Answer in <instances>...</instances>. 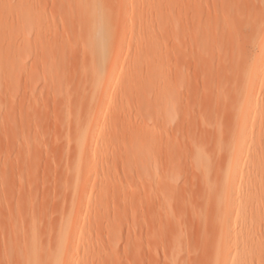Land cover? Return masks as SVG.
<instances>
[{"label": "bare ground", "instance_id": "bare-ground-1", "mask_svg": "<svg viewBox=\"0 0 264 264\" xmlns=\"http://www.w3.org/2000/svg\"><path fill=\"white\" fill-rule=\"evenodd\" d=\"M148 1L149 3L143 9L132 12L131 20L129 21L122 16L127 7L126 0H76L77 10L73 14H70L68 18L70 21L73 20L72 23H76L80 29L78 38V47L80 48L78 69H80L77 75L72 73L75 77H72L74 79L72 83L76 79L74 85L70 83L72 86H69L66 83L69 87L67 88L64 83L65 89L64 91H60V97H58L59 94L53 95L60 102H54L55 105L57 104V108L52 111V114L57 112L56 115H58V112L61 111V113L59 112V116H61L59 122H53V125L56 124L55 126L57 127L59 124V128L66 133L65 143H62L63 146L61 145L62 149L60 148V150L62 153L60 152V154L66 157L65 160L69 159V164L62 168V170L64 169L66 179H64L65 182L62 184L64 188L60 185V190L62 188L65 189L63 197L66 194L67 204L65 205V202H62L65 205H61L63 214L61 213L55 229L54 227H52L53 230L51 229L56 236L58 245L52 254H47L43 251L38 252L36 248L34 252L32 250H26V258L24 260L17 259L16 264H41L43 261L44 264H56L61 259L64 261V264H67L69 257L73 253L69 249L70 247H68L69 238H75L77 236L76 234L83 230L85 232L84 237H86L93 229H97L96 227L99 226L102 214L110 212L113 216H119L120 209L121 211L126 210L128 206L131 207L137 203L135 194L118 191L123 186H131L130 188L133 186V189L140 190L139 188H142L145 190V195L144 190H142L143 192L141 191L144 197L141 198V194L138 195V199H140L139 203L141 205L145 203L147 207L145 209H150V212L155 216L154 225L157 226L156 229H158L159 233H162V235L158 236L164 237L165 235L163 236V234L165 233L163 232L165 231L167 233V231L169 232L171 230L169 229L170 222L172 221L170 218L177 210L175 208L174 211V208L171 207L173 205L178 207V204H181L179 206L185 205L184 201L187 196H184V193L179 191V185L184 180L183 174L185 162L187 161L184 155L186 153L185 150H188L187 148L192 152L191 160L189 161L191 162L189 163L190 168L192 167V173L195 172L197 174L194 173L195 178L198 177L199 179V187L202 191L200 193L201 200L203 201L201 206L205 209V205L203 206V204H206V210L208 211L210 209L209 212L205 211L204 218H206V214L208 213V216H210L206 219L203 218L205 231L207 230V225L211 229L210 232L206 233L209 237H204L207 245L201 244L204 248L208 247L205 248V251L206 249L208 252L210 251L208 253L209 255L206 253L208 255L207 259L206 255V257L203 256V259L208 261L205 260V263L249 264L252 258V242L255 235V226L257 221L264 217V48L261 46L264 43V30L261 27L262 22H264V10L263 12L262 8L259 9L261 12L257 10L259 15H257L256 11L254 12L256 13L254 18L259 17V20L254 25V33L256 31L255 35H258L255 39L257 41L254 42L256 51L254 53L251 52V55L248 54L249 56H246V53L241 55L237 51L236 54H240L238 55L240 61L234 63L233 67L231 65L229 66V72L230 74L232 73L231 76L224 75L231 78H228L230 79L229 82L227 81L225 84H222V82L221 84L212 83L215 86L210 85L209 80L205 82V85L207 83L209 84L207 87L212 91L210 93L211 95L214 94L216 96L213 93V90L215 91L216 89L217 95L220 94L222 97L218 96L220 98H217V104L218 108L223 107L221 110H218L221 112L222 110L224 111V115L221 112H217L221 120L223 118L224 123L222 120L221 123L223 124L215 123L210 125L206 121H203L202 111H205V109L209 111L211 108V112L214 113L216 111V107H213L214 101L208 103L203 102L204 100L202 98L205 92L203 93L204 88L200 87L199 83L201 82H199V76H197L198 79L194 76L189 80L190 71L193 70L194 72L192 73L196 75L201 65L202 58L200 54L203 56V53H199L200 51H198L201 48L195 49L191 53L188 47L189 53L186 51L187 49H184L185 47L183 48L188 53L186 54L187 60H189L188 57L190 58L189 64L191 65L187 67L183 65L185 61L183 63L180 60L182 63L179 65L181 66L177 64L175 66L173 63L177 62L173 60V67L167 61L170 60L169 55L172 54H169L168 44L166 42L169 40V37L167 38L169 36L167 35V29H170L167 28V25L172 22L175 24V31H170L172 35L175 34L173 35L174 38H179L182 35L184 38L188 37L194 42L200 39L199 33L201 32L197 29L200 27L194 28L195 25L192 27L194 22L192 23L191 20L192 25L189 27L191 23L186 22L187 19L181 17L182 9H179V5L162 7L154 3L153 0ZM7 4L8 0H0V33L3 34L9 26ZM31 10H36L35 6L33 8L30 7L29 11ZM139 14L144 22L145 31L149 40L146 48L128 61L127 68L124 71L118 65L119 43L125 38L124 32L131 30L134 26L133 19ZM248 15H250V12ZM171 18L173 20H170ZM187 23L189 26H187ZM230 33L233 32L231 31ZM232 35L229 38L233 39L234 37ZM3 39L4 37L0 38V142L6 143L7 141L8 144V140L13 141L19 138L22 143L30 138V134L27 137V133L25 134L24 132V129L28 127V116L20 110L16 115L14 111L16 110L15 100H12L14 94L11 96L10 91H13V85H17L18 83L20 85V82H22L19 71L24 72V69L27 67V63H24L25 58L23 55L26 44L23 43L18 48L10 47ZM192 41L191 43L194 45ZM248 43L247 41V45ZM196 44L199 46V43L196 42ZM192 45L191 48L193 49L194 47ZM52 49L53 47L49 45H43L42 50L51 51ZM176 52H179V50ZM186 55L183 56L185 57ZM177 57L180 58L182 56L181 54L179 56L175 55V59L178 60ZM226 60L228 59L226 58ZM221 63L224 65V62L221 61ZM208 65H210L209 68L211 69L212 63ZM142 67H145V69ZM211 70L209 75L213 72ZM65 74L67 75V71ZM28 78L24 74L23 80L27 81L29 80ZM49 80H52V78ZM201 80L203 81L204 79L201 78ZM221 80L223 81L222 78ZM51 82L53 83V80ZM99 82L101 84L98 86ZM205 97L208 98L206 95ZM54 98L52 97V100ZM219 99L222 101L219 102ZM32 101L34 103L30 100L31 105L26 104V107L29 106L28 109H31L28 114L32 113L30 116L32 117L33 115L32 118L37 116L34 115L35 112L37 114V110L42 112L43 109L44 111L45 109L46 111L50 109V106L48 107L49 109L44 107L46 104H42L43 109H37L41 107V105H38L40 102H35L37 101L36 98L35 101ZM219 103H222V105L219 106ZM20 104L22 105L23 101ZM59 104L62 108H59ZM55 105L52 106V110L55 109ZM130 105H133V111L126 110ZM33 108H35L34 113L32 112ZM19 109L23 108L20 107ZM28 109L25 111H28ZM109 109H111V112L107 114ZM49 112H47V116ZM42 116L45 117L44 114L41 115V118H43ZM55 117L53 121H55ZM45 118L47 119V117ZM56 120L58 121V118ZM40 123L43 125L41 120ZM55 126L53 127L55 128ZM59 128L57 127L56 130ZM15 129H18L16 134ZM60 129L59 132H62ZM13 130H15L14 133H12ZM47 131L49 133V130ZM64 132L62 133L64 134ZM11 134H14L15 138ZM36 139L35 142L33 141L34 152L37 146L40 147L37 148L38 150L41 149L42 146L40 145L43 142V140L38 142L41 138L38 140L37 137ZM205 139L209 143H212L213 153L211 155L205 153L202 148L203 143L201 144V142ZM53 140L52 142H55ZM15 141L17 142L19 140L16 139ZM48 141L50 142L51 140ZM13 143L16 144L15 142ZM35 143H37V146H35ZM205 143L208 142L206 141ZM56 144L60 143L56 142ZM28 145L29 143L27 147ZM31 145L32 142L30 143V150H32ZM47 145L46 147H48ZM19 146L21 145L19 144ZM55 147L52 146L53 149ZM49 148L51 150H48L49 152L45 155L47 157H53L51 154H53L52 152L56 148L53 150L51 145ZM18 149L19 151L16 150V161L21 160L25 163L22 164V168L25 167L24 165L29 164L31 167L35 166L37 170L39 167L37 168L36 164L39 162H36L38 160L35 159L38 157L35 156L36 158L31 160V152L28 148L27 152L29 151L30 154L24 152L25 148L22 149L24 153H18L21 147ZM90 149L102 151L97 160L91 161L84 156L85 152ZM114 149L119 151L118 155L116 150L114 153L116 154L115 159L118 156L121 159L120 170L119 165H117V162H115L112 156L113 154L110 152L114 151ZM45 150L44 148V152ZM17 154L21 155L18 157ZM10 156L8 151L6 153L0 152V166L5 167L10 161ZM61 158L58 157L59 160ZM51 159L48 160L51 162ZM45 161L47 163L49 162L47 160ZM45 161L44 164L47 165ZM52 162L54 166V159ZM61 162L62 160L60 164ZM48 166L49 164L47 168L49 173H51V168L49 170L51 164ZM47 168H45V171ZM56 168L59 169L57 165ZM36 170L33 168V170H30L32 172L30 173L29 171V173L34 174L33 172L36 173ZM42 170H44L43 164ZM134 170L136 171V177H133L132 174ZM4 172H0V208L3 207V205L1 206L2 201L9 200L7 198L9 195L7 196L6 190L8 188L7 182L9 183V177L6 174L4 175ZM60 173H62L61 170ZM60 173L59 175H61ZM35 180L36 183L38 179ZM31 182L34 183V180ZM38 184L39 182L34 185V191L37 188L35 186ZM130 188L128 187L129 190ZM22 189L25 188L23 187ZM31 189L29 187L28 190ZM44 190L43 188L41 191L45 192ZM46 191L48 192L50 190L48 189ZM37 192L39 190L35 191V193ZM19 193L24 194L25 192L19 191ZM35 193H32L33 196ZM30 194L29 198L32 196ZM188 199L189 197H187ZM65 200L64 198L63 201ZM201 206L199 207L200 209ZM64 207L66 210H64ZM172 209L173 212L171 211ZM192 211L195 212L196 209ZM82 212H84V218ZM202 212V210L200 213L198 212L201 218ZM8 215H11V213ZM174 216L176 215L174 214ZM10 222L12 223L13 221ZM11 223L10 226L12 227L14 223ZM29 228L31 233L38 232L35 221H32ZM156 229L154 227V230ZM154 230L151 231L152 235H155L157 238L158 236L156 234H158V231L156 233ZM167 234L169 236L170 232ZM210 237V241H206ZM61 238L63 239L62 248L60 245ZM166 239L168 241V237L164 240ZM201 241L199 240V245ZM75 243L74 246L77 247V241ZM147 244L149 245V243ZM74 246H71V249ZM202 250L205 254L204 249H201L199 253L202 254ZM164 259H170L169 255H166L162 259L165 263H168L169 260L166 262Z\"/></svg>", "mask_w": 264, "mask_h": 264}, {"label": "rangeland", "instance_id": "rangeland-1", "mask_svg": "<svg viewBox=\"0 0 264 264\" xmlns=\"http://www.w3.org/2000/svg\"><path fill=\"white\" fill-rule=\"evenodd\" d=\"M153 1L154 3L162 7L179 5V9L180 10L182 9L181 17L187 19L186 22L188 23L190 22V20L192 23L194 22L193 25L190 22L191 23L190 26L187 23V26L191 27L192 25L193 27L195 25L194 28L200 27L197 28L199 29V32H201V33L198 32L200 35V39L196 41L197 43H199V46H197L198 44H196V42L192 41L188 37L184 38V36L181 35L182 38H180L181 36H179V38L177 37L174 38L173 35L175 34L172 35L171 32L175 31V26H174L175 24H173L172 22L167 25V28L170 29H167L168 30L167 35L169 36L167 35L166 36L167 38L169 37L168 38L169 40H167L166 42L168 44L167 47L169 50V54L172 53L170 55L168 54L170 56V60L171 58L172 60L171 61L167 60V61L170 65H172V63L176 61L177 63H173L175 66L177 65L181 66L179 64H181L182 62L184 63L185 61V64L183 65L187 67L191 64H189L190 58L188 57L189 60H187L186 54L189 53V50L191 53V51L201 48V50L198 51H200L199 53H203L202 54L203 56H201L200 54V57L202 58L200 67L202 68L199 67L200 71L198 72L199 70L198 69L196 75L195 73H192L194 71L191 70L189 74L190 76L189 80H191V78H193L194 76L196 77L199 76L200 77L199 82L203 83V84L199 83L200 87L201 88L203 87L204 89L206 88V90L203 89V93L205 92L204 94L208 97L206 98L205 95L203 94L205 97L202 98V100H204L203 102H207V103L210 101L216 102V104H214L213 102L214 105L213 107H216L215 108L216 111L214 113L211 112L212 111V109L210 108L211 106L209 107L210 112L207 111L208 109H205L206 112L204 110L202 111L203 121H206V123L210 125L211 124L213 125L215 123H221L223 118L221 120V118L218 116L217 113V112H221L220 110L223 108V107L218 108V104H217L218 102L217 98H220L221 96L219 92H218L219 95H217L216 89L215 91L213 90V93H215L216 96H214V94L211 95L210 93H212V91L209 90L207 87L209 84L207 83V85H205L206 84L205 82L209 80L208 82H210V85L212 83L221 84L222 82V84L223 83L225 84L227 83V81L229 82L231 78L226 77V76H231L232 74V73L230 74L229 72L230 70L229 66L231 65V67H233L234 63L240 61L238 55L240 54L243 55V53L244 54L246 53L247 56L248 54L251 55L256 51V47H255L256 45L254 44V42L257 41L255 39L258 35H255L256 31L254 33V25L259 20L258 19L259 17L257 16L254 18L256 14L254 12L256 11L257 15H259L258 13L261 12V10H259L260 8H262V12H263L264 0H153ZM148 3H149L148 0H126L127 7L125 8V13L122 15L123 18L130 21L132 12L140 11ZM34 6L36 10L29 11L30 7L33 8ZM7 7H8L7 10L9 15V26L4 34L0 33V38L4 37L3 41H5L7 45H9L10 47L18 48L21 47L23 43L26 44L23 55L25 58L24 63L25 64L27 63V67H26L27 69L25 68L24 69L25 71L22 70L24 72L19 71V75H21L22 77L21 78L22 82H20V85L19 83L17 85H13V91L11 90L10 94L11 96L14 94L12 100L13 101L15 100L14 104L16 106V110L14 111L16 112V115L20 110L23 111V114H26L28 116L27 117L28 127L24 129V132L25 134L27 133L26 135L27 137L30 136V138H28L27 140L29 141L30 139V141L22 142L23 144L21 143V140L19 138H16L19 140L17 142L15 141L16 139L13 141L8 140V144L7 141L6 143L0 142L1 143L0 152L6 153L8 151L11 155L10 161L5 165V167L0 166V172L5 171L4 175L6 174L9 177L8 179L9 183L7 182L8 188L6 189L7 196L9 195L7 198L9 200L7 201L6 199L4 200L5 202L2 201L1 206L3 205V207L0 208V264H14V263L16 264L17 259L24 260L26 258L25 257L26 250L28 251L32 250L34 252L36 248L38 252L43 251L46 252L47 254H52L58 245V243L56 242V236L52 232L53 230L52 227H54L55 229L57 225L56 223L59 221L61 213L63 214V212L61 211V209L63 210L62 206H65L67 204L66 194L63 197V192L65 191V189H63L64 186L62 184H64L65 182L64 181L65 175H64V169L62 170V168H64L69 164V159L65 160L66 157L62 156L63 154L62 155L60 154V152L62 153V151L60 150V148L62 149L63 146L62 143H65L66 133L59 128L60 127L58 126L59 124L57 125V127L62 132H64V134L62 132H59V129L56 130L57 129V127L55 126L56 124L53 125L55 122L58 123L60 120L59 118L61 117L59 116L61 113V111L59 110H57L60 112V113L58 112V115H56L57 112L53 113L57 117H55L52 114V111L56 110L57 108V104L55 105L54 102H60V100L57 101L54 98L56 96L53 95H57L59 93L61 94L60 91L62 90L64 91L65 89L64 85L66 83L69 86L71 84L73 85L75 84L76 79L74 83H72L74 80L72 78L74 77L72 73L77 75V72H79L80 69V68L78 69L79 67L78 60L80 61V59H78V56L80 55V48L78 47V41H79L78 38L80 35V29L76 23H72L73 20L70 21L68 18L70 14H73L77 10L76 0H8ZM257 10H259V12ZM249 12L250 15H248ZM116 16L118 18L117 14ZM170 20L173 19L171 18ZM133 22H134V26L131 28V30L124 32L125 38H123V40H121L119 43L120 52L118 55V65L119 67L123 68L124 71L127 68L128 61H130L135 57V55H138L141 51H143L146 48V44L149 40L147 33L145 31L144 22L140 14L134 17ZM228 31L230 32L232 31L233 33H230ZM231 35L234 37L233 39L229 38L231 37ZM189 39L190 41L188 42ZM191 41L194 42V45H192L193 43H191ZM247 41L249 42L248 45H247ZM43 45H49L53 47V49L51 51H43L42 50ZM191 45L194 47L193 49L191 48ZM187 47L189 48V50L187 49ZM183 48L187 49L186 51L188 53L184 51ZM178 50L179 52L180 51L181 52L180 53L176 52ZM237 51L238 53L240 52V54H236ZM173 53L177 56L181 54L182 57L180 58L177 57L179 61L175 59V55ZM182 54L186 56L184 57ZM226 58L228 60H226ZM180 60L182 62H180ZM221 61L224 62V65H222ZM230 61H232L233 63ZM207 63L208 64L212 63L211 65L212 67H214L215 65L217 67L216 66L214 68L211 67L212 69L211 70L209 68L210 65H208ZM237 65H239V63H237ZM237 65L235 66L237 67ZM171 67H173V65ZM142 68L145 69V67ZM208 69L213 71L211 72V75L213 73L212 75L213 77L209 75L210 70L209 72H207ZM66 71H67V75L65 74ZM24 74L26 77L27 76L29 77L28 78L29 80L27 81L23 80ZM50 78H52L53 83L51 82L52 80H49ZM201 78H203L204 80L202 81ZM221 78L223 79V81L221 80ZM212 79H214L215 82ZM203 85H205L206 87ZM212 86H215V84H212ZM67 88L69 87L67 86ZM60 94L58 97H60ZM31 96L33 97V99ZM52 97L54 98L53 100ZM35 98L37 101H35ZM30 100L32 103H34L32 100H34L37 103L38 102L41 103V104L38 103V105L39 106L41 105V107L40 108L36 107L37 109H41V108L43 109L42 104H46L44 105V107L50 109L48 111H46V109L44 111L43 109L42 110L43 113L40 112V110L39 111L37 110V114L36 112L34 114L37 116L36 117L34 116V118H36L34 119L32 118L33 115L32 117H30L32 113L28 114V112H30L31 109L30 110L28 109L29 106L26 107L27 103L28 105L29 104L31 105ZM22 101L23 104L21 105L20 103H22ZM221 101L219 99V102ZM219 104H220L219 106L222 105V103ZM53 105H55L56 107H54L55 109L52 110ZM58 106H60V104ZM20 107L23 109H19ZM25 107L28 109V111H25L27 110ZM59 108L62 107L60 106ZM34 109L35 108L32 109V112L35 111ZM133 109H134L133 105H130L126 110L133 111ZM47 112H49L48 116L49 117L51 116L50 117L51 121L47 116ZM110 112L111 109L107 111V114H110ZM223 112L224 111L222 110L221 112L222 115H224ZM221 113L219 114L221 115ZM42 114H44L45 117H47L48 121H46L47 119L43 116H42L43 118H41ZM213 114L216 115V116L214 115L216 119L213 116ZM54 117L56 119L58 118V121L56 119L55 121H53ZM30 118L32 119L30 120ZM40 120L42 121L43 125H41ZM222 122L224 123V120ZM53 126H55V128ZM15 130H13L12 133H14V131L15 134L18 132V129ZM47 130H49V133ZM46 134L47 136L49 135L50 138L49 137L47 138ZM11 135L14 136V134ZM53 135L55 136L53 137ZM34 136H37L38 140L39 138H41L38 142H41L43 140L44 143L42 142L41 145L37 142L40 146H42L41 147L42 152L41 149L40 150L37 149L40 148L39 146L36 145L37 143H35V146H37V148L35 147L36 151L35 152L33 151L34 149L33 141L35 142L37 140L36 139L37 137ZM42 136L43 138L44 137L46 138L43 139ZM32 137L35 139H33ZM14 138L12 137V139ZM53 138L55 139L53 140ZM9 139L11 140V138ZM46 139L47 141L51 140L50 141L51 143L49 141L48 142L45 141ZM52 140L55 142H52ZM206 141L209 143L207 139L201 142V144L203 143L202 148L204 149L205 153L211 155V153H213L212 143L209 144L205 143ZM13 142H15L16 144H14ZM31 142H32L31 145L32 150H30ZM56 142L60 144H56ZM25 143L27 144L29 143L28 147L27 144ZM19 144L21 146H19ZM43 144L44 145L48 144L47 145L48 147H46V145L44 146ZM54 144H56L57 146L55 145L56 146L55 147ZM50 145L51 148L53 146L56 148V150H54L55 148L54 149L52 148L55 152V155L54 152L50 151L53 153L51 154L53 155V157L48 156L49 157L48 158L47 155L45 154L49 152L48 150H51L49 148ZM22 146L23 148H25L24 152H27V148L31 152V154L29 151L27 152L30 154L31 160H34V158L38 157L37 159H35L38 160L36 162L40 163V165H38L39 163L36 164L37 168L39 167L37 170L35 169L36 168L35 166L31 167L29 164L24 165L25 167L22 168L23 167L22 164L25 163L22 162L21 160L16 161L17 160L16 153L17 151H19L18 149L19 147H21V150L18 153H24L22 150L23 149ZM209 147L211 150L209 149ZM44 148L46 149L45 152H44ZM187 149L188 150H185L186 153L184 155L185 159L187 160L186 161L187 165L185 162V170L183 174L184 180L181 181L179 185V189H180L179 191L184 193V196L186 195L187 197H189V199L187 200V197H185L186 200L184 201L185 202L184 204L187 207L183 203L182 204L184 206H179L181 204L174 203V204H178V207H175V205L171 207L174 208V211L176 208L177 209L176 212L179 214L177 217V213L174 212L176 216L172 214L173 216L171 218L169 217L172 220L170 222L171 224L170 228L168 225V228L171 229L169 231L170 234L168 236L167 234L169 233L168 231L167 233L165 231L163 232L165 233L163 234V236L165 235L166 237H168V241L167 239L164 240L166 238L165 236L164 237L158 236V235H162V233L160 234L158 229H156L157 226L154 225L155 216L152 214V212H150V209H145L146 207L145 203H142L144 205H141L139 203L140 199H138L139 197L138 195L141 194L140 197L141 198L144 197L146 193L145 190L142 188H139L140 190L133 189L134 188L133 186L132 188H130L131 186H127V187L123 186L118 191L120 192L124 191V193L135 194L136 195L135 197H137L136 199L138 204L135 203V205H132L131 207L128 206L126 209L128 211L126 210L121 211L120 209L119 210L120 213H118L119 216H113L110 212L104 213L100 217L99 226L96 227L97 229H93L89 235L84 237L85 232L83 230L77 233L76 234L77 236L75 238L72 237L69 238L68 247H70L69 249L72 250L73 253L69 257L67 264H206L205 262L207 261L206 259L208 258L209 255L208 253H210V251L208 252V250L206 249L207 251L206 252L205 248L208 247L204 248V246H201V244H206L204 237L205 238L209 237V235L206 233L210 232L211 229H209V226L207 225L206 229L209 230L205 231V226L203 221L204 219L208 218L210 215L208 216L209 214L208 213L206 214L207 215L206 218H204L205 211H207L206 204H203V206L205 205V209H204L201 206L203 201L201 200L202 198L200 197L201 195L200 193H202V191L201 188L199 187L200 186L199 179L198 177L195 178L196 177L194 175L195 172L192 173V167L190 168V164H189L191 163L189 161L191 160L190 158L192 156L191 154L192 152H190L189 148ZM115 150L118 155L119 151H117V149H114V151H110L113 154L112 156L114 157V159L116 158L115 157L116 154L114 153ZM101 153H102L101 150L90 149L87 152H85L84 156L92 161V160H97L100 157ZM17 155L19 157L21 154H17ZM14 156L16 157L14 158ZM58 157L59 158L62 157L63 159L61 158L59 160ZM48 159H51V162ZM53 159L55 161L54 166L52 162ZM45 160L49 161L50 163L49 162L47 163ZM61 160L62 162L60 164ZM44 161L45 163H47V165L49 164V166L51 164V167L48 166L49 170L50 168L52 170V171L50 170L51 173H49L47 165L44 164ZM63 162L64 164H62ZM115 162H117V165H119V170H120L121 159H119V156L117 157V159H115ZM42 164L44 165V170H42ZM56 165L57 167H59V169L56 168ZM33 168L34 170H36V173L33 172L36 175L30 174L32 172L30 170H33ZM45 168H47L46 171ZM55 168L58 170H56ZM53 169L55 170L54 172ZM60 170L62 173H60ZM57 172L58 174H56ZM59 173L61 175H59ZM132 174L133 177H136L135 170L132 172ZM33 177L35 179H38L37 182H39V184L35 186L37 187L35 191L39 190V192L37 193H35L34 191V185L37 182L35 183L36 180ZM32 180H34L35 184L31 182ZM28 181H30L31 184L33 183L34 185L33 184L31 185L30 182L28 183ZM60 185H62L63 187L61 190H60L61 188ZM23 187L25 189H22ZM29 187L32 189L28 190ZM128 187L130 188V190L128 189ZM43 188L45 189L44 190L45 192L41 191ZM48 189L50 190L48 191L49 193L46 191ZM142 190H144V195H142L143 192ZM19 191L20 192L24 191L25 193L20 194ZM28 191L29 194L31 193L30 195H32L30 196V198ZM32 193H35V195L33 196ZM10 194L12 198H10L11 197ZM17 195H19L20 197ZM64 198L66 199L65 201H63ZM62 202H65L64 203L65 205H63ZM187 203L189 206L187 205ZM141 206H143L144 208L143 207L141 208ZM200 206L201 209L199 208ZM198 208L199 210H197ZM195 209L196 211L193 212L192 210ZM64 210H66L65 207ZM201 210L203 211L201 213L202 218L200 214H198V212L200 213ZM171 211L173 212V209ZM209 211L210 209L207 212ZM7 212H9L8 214L11 213L12 216L8 215ZM82 215L84 218V212H82ZM9 216H11V218H9ZM10 221L13 222L11 223ZM32 221H35L36 226L38 227L37 233L30 232L29 227ZM10 223L11 224L14 223L12 227L10 226ZM15 224L17 225V227H15L16 226ZM168 224H169V219H168ZM171 226L173 227L177 226V227L173 228ZM154 227L156 230H154ZM50 230L52 233L50 232ZM152 230H154L156 233L158 231V234L156 235L159 238L158 237L156 238L155 235H152L151 232ZM254 232L255 235H254V240L252 242L253 246L251 253L252 258L249 264H264V217L257 221ZM208 239L209 240L206 241H210L211 237ZM199 240L200 241L202 240L200 242V245H199ZM76 241L78 243L77 247L74 246L76 244L75 243ZM147 243H149V245ZM71 246H74V248L71 249ZM200 248L204 249L205 254L203 253V250H202V254L199 253V251L201 252ZM163 253L164 254L166 253L165 256L169 255L170 259L167 260L164 259L166 260V262H168L169 260L168 263H165V261L162 260L163 258H165ZM148 254H150L149 255L150 258H148L149 257ZM203 256L206 257L205 259L206 261L203 259L204 258ZM41 264H44V261Z\"/></svg>", "mask_w": 264, "mask_h": 264}, {"label": "snow or ice", "instance_id": "snow-or-ice-1", "mask_svg": "<svg viewBox=\"0 0 264 264\" xmlns=\"http://www.w3.org/2000/svg\"><path fill=\"white\" fill-rule=\"evenodd\" d=\"M261 27H262V30H264V22H262V25H261ZM262 48H264V43H262ZM101 84V82H99V84H98V86ZM60 245H61V248L63 247V239L61 238V241H60ZM56 264H64V261L61 259V260H58L57 262H56Z\"/></svg>", "mask_w": 264, "mask_h": 264}]
</instances>
